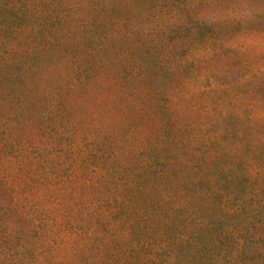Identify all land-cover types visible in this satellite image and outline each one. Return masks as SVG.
<instances>
[{
    "label": "rangeland",
    "instance_id": "1",
    "mask_svg": "<svg viewBox=\"0 0 264 264\" xmlns=\"http://www.w3.org/2000/svg\"><path fill=\"white\" fill-rule=\"evenodd\" d=\"M158 1L0 0V236L14 248L41 246L33 217L104 232L143 186L161 197L146 163L192 154L252 180L264 162V0ZM118 223L110 247L127 242ZM62 235L58 262L91 264L85 239Z\"/></svg>",
    "mask_w": 264,
    "mask_h": 264
},
{
    "label": "trees",
    "instance_id": "2",
    "mask_svg": "<svg viewBox=\"0 0 264 264\" xmlns=\"http://www.w3.org/2000/svg\"><path fill=\"white\" fill-rule=\"evenodd\" d=\"M157 4L168 13L181 3L159 0ZM188 158L191 165L187 168L174 158L159 164L158 170L146 163L145 170L164 187L163 195L155 196L152 186L143 197L147 187L143 186L125 212L115 209L114 222L102 227L104 232L99 230L100 221L95 220L98 226H93L83 216L78 222L62 224L33 217L29 237L41 246L16 249L0 236V264H63L55 255L65 232L85 239L91 264H264V162L252 167L251 180L248 172L238 174L231 164L207 167L202 158L193 160L192 154ZM252 218H258L253 225ZM115 219L128 237L125 244L114 240L110 247L111 233H106L117 224ZM46 240L50 243L43 249Z\"/></svg>",
    "mask_w": 264,
    "mask_h": 264
}]
</instances>
